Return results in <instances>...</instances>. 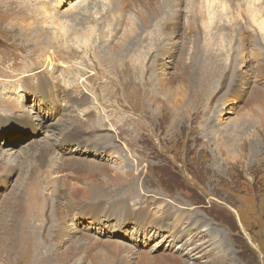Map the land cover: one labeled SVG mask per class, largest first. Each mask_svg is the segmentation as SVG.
<instances>
[{"label":"rangeland","instance_id":"rangeland-1","mask_svg":"<svg viewBox=\"0 0 264 264\" xmlns=\"http://www.w3.org/2000/svg\"><path fill=\"white\" fill-rule=\"evenodd\" d=\"M228 2L0 0V264H264V0Z\"/></svg>","mask_w":264,"mask_h":264},{"label":"bare ground","instance_id":"bare-ground-1","mask_svg":"<svg viewBox=\"0 0 264 264\" xmlns=\"http://www.w3.org/2000/svg\"><path fill=\"white\" fill-rule=\"evenodd\" d=\"M167 1H174V0H167ZM176 1V0H175ZM181 1H185V0H181ZM196 3H192V4H190V9H191V11H193L194 12V14L196 13V14H202V13H208V15H209V20H208V22L205 24V22H206V20L203 22V24H205V28H209L210 27V29H211V26L212 25H214L215 23L216 24H218V22L220 21V20H225V16L226 15H229V12L227 11V7H226V4L225 3H220V5L219 6H221V7H219L218 5H216V6H214V4L215 3H217V2H224L225 0H194ZM255 1H258V0H238V3H237V5H238V7L240 8L241 7V3L243 4V5H248L247 6V8H246V11L251 15V16H253L254 17V19H255V21L257 22V20H258V15H259V10H257L256 9V5L253 7V4L255 3ZM227 2H228V0H227ZM229 3V2H228ZM231 4V3H230ZM201 7H202V9L203 10H201ZM220 9V10H219ZM223 9H225V10H223ZM226 11V12H224V14H222L221 16H220V18L219 19H217V16H218V12H220V11ZM162 11V10H161ZM164 12H165V10H164ZM179 12V11H178ZM239 14V13H238ZM206 15V14H205ZM196 16V15H195ZM200 17V16H199ZM202 17V16H201ZM205 18V17H204ZM200 19V18H199ZM227 19V18H226ZM193 20V19H192ZM230 20V19H229ZM195 22H196V24H197V22H198V18L196 17L195 18ZM255 23V22H254ZM224 25V24H223ZM225 25H226V23H225ZM258 25L260 26V28L264 31V20H262L261 22H259L258 23ZM191 26H192V22H191ZM187 27V26H186ZM189 27H190V25H189ZM215 27V26H214ZM217 27V26H216ZM199 28V29H198ZM201 27H197V29H198V32H195V34L197 33V34H199L200 36L202 35V32H201V29H200ZM222 29H223V27H222ZM188 30V29H187ZM189 30H190V28H189ZM194 31V30H193ZM204 31V30H203ZM229 32V31H228ZM227 32V34L225 35V33H223V31L222 32H220V35L218 36V38L217 37H215V36H210L208 39H207V37L205 38V40H204V47H206V48H204L203 49V52H202V55H201V57H200V60H199V63L198 64H200V65H202L205 69H207V65H205V64H203V63H201V62H206V63H218V62H221V63H225L226 64V61L227 60H231L230 59V57L231 58H233V55H231V52H230V50H232V48L230 49L229 47L231 46V44H233V39H232V37H231V34L230 33H228ZM191 33H192V31H191ZM195 37V36H194ZM196 37H197V39H199L198 38V36L196 35ZM196 37H195V39H196ZM201 39V38H200ZM203 40V39H202ZM197 41V40H196ZM199 42V41H198ZM197 42V43H198ZM207 42H208V44H207ZM226 43V46H225V53H224V59H223V57L220 55V54H218V53H215V52H211L210 51V47H213V45H222V43ZM259 45H260V47H262L261 46V40L259 39V40H257L256 41ZM137 44V43H136ZM128 45V44H127ZM202 45H203V43H202ZM201 45V46H202ZM208 45V46H207ZM126 43L123 45V48H122V51H125L126 50ZM199 47V46H198ZM203 47V46H202ZM129 48V47H128ZM263 48V50H264V47H262ZM200 49V48H199ZM213 49V48H212ZM234 49V48H233ZM0 50H1V48H0ZM140 50V49H139ZM2 51V50H1ZM135 53V52H134ZM235 53V58H236V52L235 51H233V54ZM136 55V54H135ZM205 56H208V57H205ZM130 59H131V57H130ZM135 59V58H134ZM132 60V59H131ZM225 61V62H224ZM129 62H131V61H129ZM119 63V62H118ZM124 63V62H123ZM233 63H235L236 64V61L235 60H233ZM0 64H1V62H0ZM220 64V63H219ZM136 65L137 66H140L139 65V62H136ZM210 65V64H209ZM136 66V67H137ZM224 66V65H223ZM213 67V66H212ZM120 68H121V66H120ZM140 69H138L139 71V73L141 74V71H142V67L140 66L139 67ZM219 68V67H218ZM215 69V68H214ZM213 70V69H212ZM208 71H209V69H208ZM215 71V70H214ZM195 74V72H194V69H193V67H191L190 65H187V64H185L184 65V68H183V75H182V78H184L185 80H189L193 75ZM137 75V74H136ZM191 75V76H190ZM216 75V74H215ZM5 76H7V75H5ZM115 77V76H114ZM190 77V78H189ZM138 78V77H137ZM140 81H141V84H143V87H144V82H143V80H142V78H141V75L139 76V78H138ZM117 80V79H116ZM16 81V80H15ZM189 83H190V81H189ZM119 85V84H118ZM195 86H196V84H195ZM146 90V89H145ZM132 93H133V91H132ZM139 93H141V92H139ZM136 95V94H135ZM139 97V96H138ZM143 100V99H142ZM16 104V103H15ZM14 104V105H15ZM13 111V110H12ZM16 111V110H15ZM14 111V112H15ZM57 111V110H56ZM85 143L86 142H77V145H76V148H75V150L74 151H77L76 153L77 154H79V155H81V156H84V155H87V156H93V155H99V157H100V151H105V150H107L108 148H106V147H101L100 149H99V151L98 152H96V151H91V152H89V151H86L85 149H84V145H85ZM83 146V148H81V147H79V146ZM102 154V153H101ZM148 201V203H150L151 202V200L149 199V200H147ZM141 213H145V212H141ZM117 214H119V215H121V216H119V217H114V216H112V215H110V216H106L104 219L106 220V219H110V222L112 223L111 225H116V224H121V225H124L125 223H126V219H125V217L126 216H130L129 214H122V212H120V211H118L117 212ZM106 225H108V223H106ZM110 225V226H111ZM136 225V228H138L139 230H142V227H143V224H141V223H138V224H135ZM150 228H152V226L150 227ZM156 229H158V228H156ZM159 230V229H158ZM181 247H183L182 249H184V247H185V245L184 244H181L180 245ZM196 249H198V247H196V246H193V247H191L190 248V251H194V250H196ZM195 254V253H194ZM198 256V255H197ZM196 258V257H195Z\"/></svg>","mask_w":264,"mask_h":264}]
</instances>
